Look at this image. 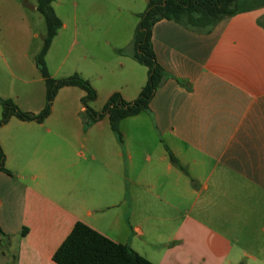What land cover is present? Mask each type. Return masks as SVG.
Returning a JSON list of instances; mask_svg holds the SVG:
<instances>
[{"label":"crops","instance_id":"1","mask_svg":"<svg viewBox=\"0 0 264 264\" xmlns=\"http://www.w3.org/2000/svg\"><path fill=\"white\" fill-rule=\"evenodd\" d=\"M16 2L0 6L21 31L12 36L20 51L0 46V64L14 76V60L19 73L25 62L32 69L29 38L36 36L27 2ZM1 42L14 46L4 36ZM152 45L167 78L148 112L121 122L122 143L107 133L105 119L87 130L82 123L76 143L43 130L53 112L43 123L13 117L0 128L10 172H0V264H56L53 256L77 222L153 264H264V240L251 253L237 246L243 235L264 234V8L225 18L206 33L162 20ZM91 69L88 75L79 66L77 74L98 94L93 80L103 84L105 76ZM147 80L133 64L112 89L106 83L105 96L118 92L131 102ZM59 91L73 95L67 100L79 117L85 92ZM146 121L154 142L138 131Z\"/></svg>","mask_w":264,"mask_h":264},{"label":"rangeland","instance_id":"2","mask_svg":"<svg viewBox=\"0 0 264 264\" xmlns=\"http://www.w3.org/2000/svg\"><path fill=\"white\" fill-rule=\"evenodd\" d=\"M16 1L21 0H0V6H5L8 2L17 3ZM145 2V0H56L53 4L56 15L66 25V28L60 29L47 54L48 70L57 79L79 73L77 71L79 66L81 69H86L88 75H92V67L101 71L105 76L104 83L99 84L97 78L93 80L99 89L98 97L93 104H89L96 111H101L108 100L105 96L106 83L109 85L108 88L112 89L118 84L120 76L128 73L133 64L148 73V69L132 57L133 36L139 24L137 13L145 12L147 8H145ZM27 4L26 12L33 21V32L36 35L33 39L29 38L28 54L32 69L25 62L26 72L19 73L20 60H14L11 65L17 75L14 76L3 64H0V95L10 97L15 103L19 102L25 108L30 109V112H37L46 104V88L38 68L35 67L34 56L35 54L37 56L43 47L47 29L40 13L35 8L32 13L31 5L36 7V0H28ZM15 34L21 35L16 21L9 17L8 11L0 10V46H3L4 50L20 51L19 40H16V37L12 38ZM2 36L14 46H4L1 42ZM76 42L78 45L74 44ZM84 56L87 58L84 59ZM65 60H67L66 63ZM122 65L125 66L122 68ZM75 91L79 94L82 92L79 89ZM67 92L59 91L53 100V113L45 123L43 130L49 128L76 143V134L82 132V114L77 117L71 111L74 105L68 100L73 98V95ZM67 105L69 106L66 107ZM0 107L3 110L1 105ZM81 107H83L82 101L79 105V108ZM104 119L105 130L112 134L107 117ZM138 131L149 143L156 139V135L150 130L148 121L140 124ZM102 142L104 144L105 140L103 139ZM57 143L58 147L62 144L60 139ZM58 147L57 150H59ZM154 147L155 144L152 145V149L148 150H153ZM63 150L70 149L67 147ZM242 237L241 243L237 246L242 247L248 253H251L254 242L260 244L264 240V234L261 232L259 235H243ZM243 261L248 262L246 258Z\"/></svg>","mask_w":264,"mask_h":264},{"label":"trees","instance_id":"3","mask_svg":"<svg viewBox=\"0 0 264 264\" xmlns=\"http://www.w3.org/2000/svg\"><path fill=\"white\" fill-rule=\"evenodd\" d=\"M56 0H36L37 10L46 23V36L35 62L46 86V104L38 114L21 110L12 100L2 99L3 107L0 128L15 117L23 122L43 123L52 112V102L60 89L78 87L85 92L82 104L84 130L108 118L110 128L117 140L122 143L121 122L129 117L148 112L150 102L167 78L165 70L157 62L153 45V29L162 20L174 21L197 32H210L221 20L240 13L264 8V0H146L147 8L138 15L139 24L133 36V59L148 69V80L138 97L125 101L121 94L113 93L101 111H95L89 104L96 101L98 94L91 83L75 73L69 77L55 79L51 76L46 56L54 38L62 28V21L56 15L53 4ZM174 164L177 160L170 153ZM0 172L10 175L5 167V154L0 146ZM26 231L23 232V235ZM0 234L3 235L0 229ZM53 260L56 264H153L129 246L119 244L99 233L83 222H77Z\"/></svg>","mask_w":264,"mask_h":264}]
</instances>
